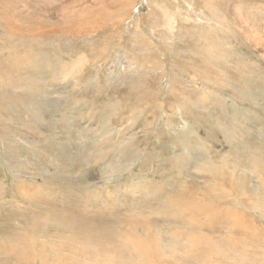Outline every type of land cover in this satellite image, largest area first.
<instances>
[{
    "label": "rangeland",
    "instance_id": "rangeland-1",
    "mask_svg": "<svg viewBox=\"0 0 264 264\" xmlns=\"http://www.w3.org/2000/svg\"><path fill=\"white\" fill-rule=\"evenodd\" d=\"M106 257L264 264V0H0V264Z\"/></svg>",
    "mask_w": 264,
    "mask_h": 264
},
{
    "label": "bare ground",
    "instance_id": "bare-ground-1",
    "mask_svg": "<svg viewBox=\"0 0 264 264\" xmlns=\"http://www.w3.org/2000/svg\"><path fill=\"white\" fill-rule=\"evenodd\" d=\"M225 42V41H224ZM49 47V46H48ZM228 52V51H227ZM228 54V53H227ZM45 56V55H44ZM43 56V57H44ZM56 56V55H55ZM70 56V55H69ZM45 58V57H44ZM44 61V60H43ZM46 61V60H45ZM84 63V62H83ZM53 64V63H52ZM57 64V63H56ZM22 69V68H21ZM48 71V70H47ZM70 71V70H69ZM65 74V73H64ZM70 75V74H69ZM63 76H65V75H63ZM67 76V75H66ZM62 77V76H61ZM64 78H66V77H64ZM67 79V78H66ZM70 81V80H69ZM65 82H66V80H65ZM68 83V82H67ZM66 107V106H65ZM187 108V107H186ZM113 109V108H112ZM66 110V109H65ZM10 112V111H9ZM111 114V113H110ZM112 115V114H111ZM232 133V132H231ZM233 136V135H232ZM236 136V135H235ZM196 145V144H195ZM209 162V161H208ZM212 162V161H211ZM232 162V161H231ZM209 167H213L212 165H210ZM209 167H208V169H209ZM213 168H215V167H213ZM216 169V168H215ZM214 169V170H215ZM217 170V169H216ZM234 173V172H233ZM213 176V175H212ZM238 178V177H237ZM240 179V178H239ZM214 183V182H213ZM238 183V182H237ZM248 188H247V190H248V192L250 193V194H256V193H258V191L260 190L258 187H256V186H247ZM35 191V190H34ZM221 191V190H220ZM214 192V191H213ZM230 193V192H229ZM210 195V194H209ZM225 197H227V196H225ZM246 197V196H245ZM177 199H179V197L177 196L176 198H173V200L175 201V200H177ZM177 202V201H176ZM183 202V201H182ZM173 203V202H172ZM231 203V202H230ZM187 204V203H186ZM175 205V204H174ZM179 205H181V204H179ZM184 205V204H183ZM247 205V204H246ZM241 206V205H240ZM245 207V206H244ZM210 208V207H209ZM244 209V208H243ZM251 209V208H250ZM237 216V215H236ZM248 216V215H247ZM208 217V216H207ZM248 221V220H247ZM251 221V220H250ZM211 222V221H210ZM233 224V223H232ZM207 225V224H206ZM229 225V224H228ZM247 226V225H246ZM250 226V225H249ZM255 228V227H254ZM241 229V228H240ZM146 234V233H145ZM157 233H155V235H156ZM171 236H172V238H173V241L176 243L177 241H180L182 244L184 243L187 247H189L190 248V246L192 247V248H195L196 246H197V248L198 247H200L199 249H196V252H199L200 250H203V249H212V247H215V245H213V242L212 243H210L209 244V242H207L209 239H207V240H203V238H200V236H194V238H192V237H188L187 238V240H185V241H183L182 242V240H181V238H180V235H177L176 237L173 235V234H171ZM32 238V237H31ZM231 238V237H230ZM148 239V238H147ZM201 239V240H200ZM233 239V238H232ZM172 240V239H171ZM164 241V240H163ZM232 241V240H231ZM234 241V240H233ZM159 242V241H158ZM171 242V241H170ZM169 242V243H170ZM202 242V243H201ZM13 243V242H12ZM157 243V242H156ZM168 242H166V244H167ZM175 243H173L174 245H175ZM205 243H208L209 244V247L207 246V244H205ZM228 243V242H227ZM232 243V242H231ZM152 244H153V242H152ZM180 244V243H179ZM229 244V243H228ZM150 245V244H149ZM159 245V248L158 249H160V245H162V244H158ZM172 245V244H171ZM230 245V244H229ZM56 246V245H55ZM87 246V245H86ZM173 246V245H172ZM171 246V247H172ZM226 246V245H225ZM231 246V245H230ZM13 247V245L12 244H5V245H3L2 246V248L3 249H5V248H8L9 250H10V248H12ZM60 247V246H59ZM89 247V246H88ZM167 247H169V246H167ZM220 247V246H219ZM47 248V247H46ZM166 248V247H165ZM170 248V247H169ZM218 248V247H217ZM95 249V248H94ZM137 249L139 250V251H141V254H143V252H148L149 251V246L143 241V243H140V244H138L137 245ZM158 249H157V251H158ZM162 249V248H161ZM221 249H222V247H221ZM224 250H225V248H223ZM74 250V249H73ZM151 250V249H150ZM166 250V249H165ZM173 249H171V251H172ZM19 251V250H18ZM36 251V250H35ZM77 251V250H76ZM156 251V252H157ZM206 251V250H205ZM228 251V250H227ZM22 252H23V250H22ZM112 252V251H111ZM162 252H165L164 251V249H163V251ZM172 252H174V251H172ZM230 252V251H229ZM160 254V253H159ZM169 254H170V252H169ZM168 254V255H169ZM172 254V253H171ZM176 254V253H175ZM192 254V253H191ZM145 255V254H144ZM79 256H81V255H79ZM172 256V255H171ZM259 256V255H258ZM169 257V256H168ZM174 257V256H173ZM102 258V257H101ZM246 258V257H245ZM38 259V258H37ZM96 259H98V257L96 256V258H95V260ZM74 260V259H73ZM81 260V259H80ZM93 260V259H92ZM145 260H147V258L145 259ZM174 260V259H173ZM233 260V259H232ZM76 261V260H75ZM231 261V259H229V261L228 262H230ZM86 262V261H85ZM75 263H77V262H75ZM245 263V262H244ZM63 264V263H62ZM91 264H113V261H112V259L109 257H106V259H104L103 261H101V260H99V261H94V262H92ZM120 264V263H119ZM177 264H180V262L178 261V263Z\"/></svg>",
    "mask_w": 264,
    "mask_h": 264
}]
</instances>
